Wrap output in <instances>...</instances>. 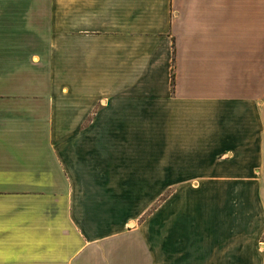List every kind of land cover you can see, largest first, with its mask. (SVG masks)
I'll list each match as a JSON object with an SVG mask.
<instances>
[{
  "label": "crops",
  "instance_id": "crops-1",
  "mask_svg": "<svg viewBox=\"0 0 264 264\" xmlns=\"http://www.w3.org/2000/svg\"><path fill=\"white\" fill-rule=\"evenodd\" d=\"M0 264H264V0H0Z\"/></svg>",
  "mask_w": 264,
  "mask_h": 264
},
{
  "label": "rangeland",
  "instance_id": "rangeland-1",
  "mask_svg": "<svg viewBox=\"0 0 264 264\" xmlns=\"http://www.w3.org/2000/svg\"><path fill=\"white\" fill-rule=\"evenodd\" d=\"M162 198H166V197H162ZM160 201H161V199L160 200H157L156 204H158Z\"/></svg>",
  "mask_w": 264,
  "mask_h": 264
},
{
  "label": "trees",
  "instance_id": "trees-1",
  "mask_svg": "<svg viewBox=\"0 0 264 264\" xmlns=\"http://www.w3.org/2000/svg\"><path fill=\"white\" fill-rule=\"evenodd\" d=\"M173 82H174V74H173Z\"/></svg>",
  "mask_w": 264,
  "mask_h": 264
}]
</instances>
